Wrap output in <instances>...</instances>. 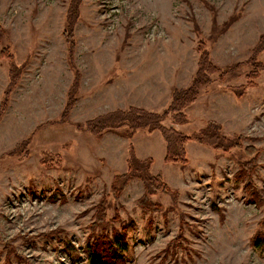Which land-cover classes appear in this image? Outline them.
<instances>
[{"label": "rangeland", "instance_id": "obj_1", "mask_svg": "<svg viewBox=\"0 0 264 264\" xmlns=\"http://www.w3.org/2000/svg\"><path fill=\"white\" fill-rule=\"evenodd\" d=\"M263 33L264 0H0V51L11 43L24 66L0 121V264H26L8 255L7 241L29 264H86L88 244L123 227L128 264H264L252 245L264 209L234 178L243 150L191 141L186 165L166 163L158 130L129 138L121 128L100 138L89 129L117 110L163 111L173 87L191 83L203 39L215 64L241 66L222 82L213 75L186 120L170 114L164 125L191 134L214 120L227 135L254 138L243 144L260 150L253 180L264 197V72L241 98L227 89L246 82L245 62ZM11 62L0 58V101ZM71 66L80 82L58 122L75 81ZM131 146L153 159L152 173L179 192L177 202L160 193L151 200L161 207L145 210L138 179L115 197L111 185L128 169Z\"/></svg>", "mask_w": 264, "mask_h": 264}, {"label": "trees", "instance_id": "obj_2", "mask_svg": "<svg viewBox=\"0 0 264 264\" xmlns=\"http://www.w3.org/2000/svg\"><path fill=\"white\" fill-rule=\"evenodd\" d=\"M77 1L78 0H76V2ZM73 9L74 7L72 6L69 10V17L73 15ZM73 24L74 20H71V23L69 22L68 24L70 29H73ZM64 34L66 35L65 40L69 48H73L75 43L73 35L70 37L72 30L66 29ZM201 41L202 42L199 43L197 48L199 54L198 65L191 83L182 88L174 86L171 91V101L163 111H148L136 107H130L128 110H117L98 117L90 124L89 129L100 138L104 132L121 128L125 129L124 134L129 138H132L134 132L140 129L149 132L158 130L161 132L166 142V163H179L181 165H186L189 161L186 145L191 141H195L200 145H205L224 153L230 152L233 149L243 150L247 158L239 161L238 170L235 172L234 178L237 183L244 184V191L247 193L248 201L254 203L257 207H262L264 209L262 190L253 180V173L257 168V158L260 150L256 146H245L243 144L244 140H255L254 138L242 134L227 135L224 132L223 125L214 120L207 121L203 128L191 134H185L177 130L174 126L168 127L164 125L165 120L170 114H172L175 121L181 122L186 120L184 110L196 101L206 86L213 83V75H215L216 79L222 82L225 80V76L229 72H232L234 69L241 66V64L227 68L218 66L213 62L209 48L206 46L205 42H203V39ZM263 51L264 33L261 34L256 46L253 48L251 57L245 62V64L249 66V71L246 75V82L242 85L227 87V89L231 90L237 98L243 97L248 89L254 86L256 87V80H258L262 72H264V62L260 58ZM14 57L15 55L12 51L11 43H8L1 49L0 58H5L12 62L8 69L9 84L4 90L0 101V121L8 109L12 91L24 71V66L15 63L13 60ZM71 67L74 71L75 81L68 92L69 94L64 114L58 122H66V117L64 116H67L66 114L73 107L72 101L75 100V94L77 93L80 82L79 78L81 74L79 70L76 66ZM22 147H24V142L19 143L15 150ZM152 163V158H138L135 154L134 148L131 146L128 158V169L123 173L117 174L111 185L115 197H119L131 181L138 179L143 183L145 188L144 194L140 197L138 203L145 210L148 209L152 211L161 207L160 204L151 200L152 196L160 193L171 195L174 202H177L179 192L171 188L161 175H155L152 173ZM105 218L106 206L103 203H99L96 222L101 223ZM117 219H119V217ZM258 223L260 229H258L252 236V245L254 249L264 251V214ZM125 230L126 228L123 227L120 231L114 230L109 234L102 233L97 235L86 248V264H128L130 261L127 254L129 252V241L124 234ZM5 245L8 255L13 253L21 261L29 264L24 256L17 254L15 248L9 243V241L5 242Z\"/></svg>", "mask_w": 264, "mask_h": 264}]
</instances>
